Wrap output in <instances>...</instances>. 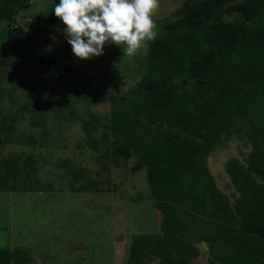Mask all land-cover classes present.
<instances>
[{"label": "trees", "instance_id": "obj_1", "mask_svg": "<svg viewBox=\"0 0 264 264\" xmlns=\"http://www.w3.org/2000/svg\"><path fill=\"white\" fill-rule=\"evenodd\" d=\"M30 1L0 0V21H12ZM58 2L52 1L49 22L63 26L52 11ZM235 11L232 20L215 14L164 27L148 45L145 74L126 92L106 91L103 80L90 76L77 81L75 95L110 103V132L100 129L101 116L91 114L82 124L85 144L101 155L111 150L115 163L133 154L162 213L158 234L132 237L125 264H141L139 247L146 242L159 264H192L196 244L206 248L208 264H264V147L253 139L247 169L227 165L240 194L232 206L202 165L233 118L264 131V0ZM17 52L29 56L28 78L66 57L43 58L19 36L0 50V61ZM59 101L66 105L68 97ZM68 111L63 118L73 121L74 107ZM0 166L8 171L0 173V191L38 190L39 180L17 177L7 161ZM0 264H29V258L0 249Z\"/></svg>", "mask_w": 264, "mask_h": 264}, {"label": "rangeland", "instance_id": "obj_2", "mask_svg": "<svg viewBox=\"0 0 264 264\" xmlns=\"http://www.w3.org/2000/svg\"><path fill=\"white\" fill-rule=\"evenodd\" d=\"M52 1L31 0L12 21H0V50L20 36L48 60L66 54L55 68L33 78L23 72L29 62L23 52L0 61V163L13 165L17 177L40 182L38 190L0 191V249L25 253L29 264H125L132 237L158 234L162 213L145 170L134 167L133 154L115 163L111 150L101 155L85 144L82 124L91 114L101 116L100 129L110 132V103L79 97L75 90L78 80L90 76L103 80L106 91L126 92L145 74L148 47L129 58L106 44L103 55L79 60L63 26L49 22ZM253 1L159 0L153 19L159 34L178 20L215 14L232 20L236 8ZM63 96L75 109L73 121L63 118L70 114L59 101ZM253 139L264 147V131L255 132L235 117L221 143L202 159L231 206L240 194L227 165L247 169ZM0 173L8 171L0 166ZM151 244L139 247L141 264H159ZM195 247L192 264H208L206 248Z\"/></svg>", "mask_w": 264, "mask_h": 264}, {"label": "clouds", "instance_id": "obj_3", "mask_svg": "<svg viewBox=\"0 0 264 264\" xmlns=\"http://www.w3.org/2000/svg\"><path fill=\"white\" fill-rule=\"evenodd\" d=\"M159 0H59L53 8L63 34L79 60L103 55L114 44L129 58L157 38L153 19Z\"/></svg>", "mask_w": 264, "mask_h": 264}]
</instances>
